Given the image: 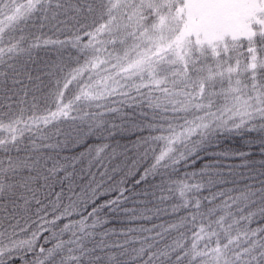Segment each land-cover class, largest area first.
<instances>
[{
  "label": "snow or ice",
  "instance_id": "1",
  "mask_svg": "<svg viewBox=\"0 0 264 264\" xmlns=\"http://www.w3.org/2000/svg\"><path fill=\"white\" fill-rule=\"evenodd\" d=\"M0 264H264V0H0Z\"/></svg>",
  "mask_w": 264,
  "mask_h": 264
},
{
  "label": "trees",
  "instance_id": "2",
  "mask_svg": "<svg viewBox=\"0 0 264 264\" xmlns=\"http://www.w3.org/2000/svg\"><path fill=\"white\" fill-rule=\"evenodd\" d=\"M254 135L255 134H253V136ZM253 136H249L248 134L241 136H227L220 140V144L224 147H230L233 151L249 149L254 145H259L261 143L259 138L254 139ZM113 142L118 144H127L131 142V137L129 135L117 136ZM207 158V156L202 157L200 161H197V166L202 164ZM259 160L260 154L259 150L257 149L254 155V162L258 164Z\"/></svg>",
  "mask_w": 264,
  "mask_h": 264
}]
</instances>
